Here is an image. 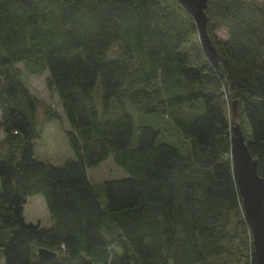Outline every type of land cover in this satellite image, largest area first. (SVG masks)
<instances>
[{
	"label": "trees",
	"instance_id": "1",
	"mask_svg": "<svg viewBox=\"0 0 264 264\" xmlns=\"http://www.w3.org/2000/svg\"><path fill=\"white\" fill-rule=\"evenodd\" d=\"M205 12L217 65L178 0H0L3 264H257L230 138L237 100L264 179V2L209 0ZM17 62L57 93L74 154L60 166L35 155L39 99ZM132 108L169 117L188 145L160 141ZM61 118L45 108L44 121ZM109 155L127 176L102 183L103 203L87 168ZM33 194L49 226L25 220Z\"/></svg>",
	"mask_w": 264,
	"mask_h": 264
},
{
	"label": "rangeland",
	"instance_id": "2",
	"mask_svg": "<svg viewBox=\"0 0 264 264\" xmlns=\"http://www.w3.org/2000/svg\"><path fill=\"white\" fill-rule=\"evenodd\" d=\"M260 1L264 2V0ZM218 35L221 37L222 32L218 31ZM14 67L18 70L20 78L27 83L32 94L39 99L38 120L41 123V136L35 140V155L41 160L48 161L56 166L62 165L66 160L73 159L74 154L64 132V129H70V126L63 113L57 93L47 88V72L32 74L26 69L25 64L22 62L15 63ZM95 98L99 110L102 111L98 88L95 90ZM46 107H50L51 109L58 111L62 117L61 121L57 119L44 121V112ZM182 109V112H189L187 107ZM109 110L110 111L107 114L108 117L114 118L119 114V107L114 99L111 100ZM131 113L137 125L140 123L152 124V122L157 125L162 130L159 137L160 141H171L182 148L188 145V141L182 137L181 133L178 129H176L169 117H157L158 115L156 114H144L133 108ZM2 137L3 132L0 131V139ZM87 174L94 188L99 191L100 200L103 203L105 198L101 190L102 183L107 179L122 178L127 176L126 172L122 168L118 167L114 162L112 155H109L106 160L97 166L87 168ZM23 215L26 221L39 222L42 226H49L51 223L45 199L41 194H33L27 197ZM0 264H3L2 258H0Z\"/></svg>",
	"mask_w": 264,
	"mask_h": 264
},
{
	"label": "water",
	"instance_id": "3",
	"mask_svg": "<svg viewBox=\"0 0 264 264\" xmlns=\"http://www.w3.org/2000/svg\"><path fill=\"white\" fill-rule=\"evenodd\" d=\"M195 20L201 47L208 59L217 65V51L207 31L208 17L205 12L209 0H178ZM237 100L231 102V113L234 119L231 124L230 156L234 177L241 197L244 218L248 224L254 255L257 264H264V179L258 174V161L248 148L245 136L238 120ZM42 258H52L55 252L38 248Z\"/></svg>",
	"mask_w": 264,
	"mask_h": 264
}]
</instances>
